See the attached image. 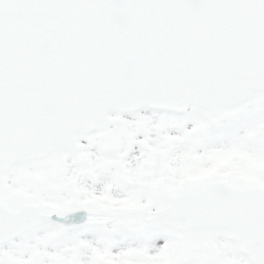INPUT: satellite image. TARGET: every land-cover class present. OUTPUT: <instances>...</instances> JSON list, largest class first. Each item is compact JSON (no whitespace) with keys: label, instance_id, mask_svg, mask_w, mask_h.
Wrapping results in <instances>:
<instances>
[{"label":"snow or ice","instance_id":"snow-or-ice-1","mask_svg":"<svg viewBox=\"0 0 264 264\" xmlns=\"http://www.w3.org/2000/svg\"><path fill=\"white\" fill-rule=\"evenodd\" d=\"M0 264H264V0H0Z\"/></svg>","mask_w":264,"mask_h":264}]
</instances>
